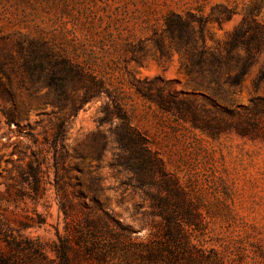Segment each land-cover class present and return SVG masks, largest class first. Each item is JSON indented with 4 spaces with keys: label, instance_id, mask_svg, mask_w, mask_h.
Returning <instances> with one entry per match:
<instances>
[{
    "label": "rangeland",
    "instance_id": "1",
    "mask_svg": "<svg viewBox=\"0 0 264 264\" xmlns=\"http://www.w3.org/2000/svg\"><path fill=\"white\" fill-rule=\"evenodd\" d=\"M172 12L207 17L204 47L209 49L222 45L243 17L255 18L264 28V0H0V107H17L22 112L19 123H29L35 135V142L16 136L15 125L9 131L0 114L2 227L37 238L49 256L52 242L63 233L65 218L50 183L52 174L45 171L39 192L31 198L19 173L28 156L18 159V151L29 155L30 149L46 148L44 137L50 139L57 119L69 113V106L55 103L56 92L46 86V76L37 66L48 47L105 81L110 95L177 178L186 198L180 207L197 214L193 224L183 227L195 253L202 254L195 264H264V136L229 131L210 137L161 111L134 88L152 83L153 92L172 91L198 100L209 95L226 106L245 107L251 97H264V80L254 85L264 52L255 56L238 86H222L225 100H220L196 83L199 75L185 69L189 56L197 57L201 41L184 52L165 34L164 21ZM158 35L167 55L157 49ZM235 52L243 55L241 49ZM109 104L105 94L94 97L69 120L66 137L71 151L87 141ZM111 156L108 147L100 160L86 159L92 167L99 165L94 175L101 177L103 187H110L100 197L133 235L145 239L159 218L148 214L150 203L143 189L124 184L125 176L109 168ZM18 191L24 195L15 197ZM3 244L0 240V247Z\"/></svg>",
    "mask_w": 264,
    "mask_h": 264
},
{
    "label": "trees",
    "instance_id": "2",
    "mask_svg": "<svg viewBox=\"0 0 264 264\" xmlns=\"http://www.w3.org/2000/svg\"><path fill=\"white\" fill-rule=\"evenodd\" d=\"M207 21L203 15L196 17L187 13L184 16L172 12L164 21V32L184 52H188V46L195 49V43L201 41L197 57L190 55L185 69L189 74L199 75L196 83L211 89L224 101L222 86H238L255 56L264 52V28L255 18L243 17L222 45L209 49L204 47ZM192 22H196V26ZM155 44L161 55H167L161 35L156 37ZM238 49L243 55L235 52ZM37 66L40 74L46 76V86L56 92L55 103L69 106V113L57 119L50 139L44 137L46 148L30 149L29 155L25 150L18 151V159L28 156L26 166H20L19 173L31 189V198L39 192L45 171L52 174L50 183L65 224L63 233H58L52 242L53 255L49 256L37 238L21 235L0 223V240L4 243L0 247V264L199 263L198 257L202 254L195 253L194 244L183 230L184 225L193 224L197 214L180 207L186 201L183 188L150 148L147 137L131 123L120 102L110 95L105 81L48 47L41 53ZM262 80L264 66L254 85L258 86ZM151 85L135 84L134 88L161 111L210 137L229 131L251 138L264 136V119L259 120V117L264 118L263 96L251 97L245 107L226 106L209 95H200L203 100H198L172 91L153 92ZM102 94L109 96L110 104L101 110L102 115L87 141L71 151L66 137L69 120L86 102ZM0 114L9 131H13L14 124L16 136L30 137L35 142L34 127L19 123L22 112L17 107L9 110L0 107ZM104 124L109 125L107 129H102ZM108 147L112 149L109 168L125 176L124 184L143 189L149 198L148 214L159 218L151 225L154 231L145 239L133 235L131 227L123 224L100 197L110 187H103L101 177L94 175L99 165L92 167L86 159L100 160ZM44 164L46 169L43 170ZM22 195L23 192L18 191L15 197Z\"/></svg>",
    "mask_w": 264,
    "mask_h": 264
}]
</instances>
